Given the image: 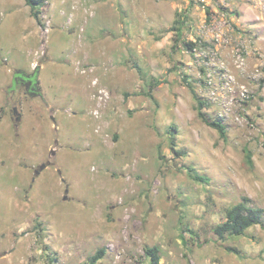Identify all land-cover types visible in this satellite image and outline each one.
<instances>
[{
    "label": "rangeland",
    "instance_id": "obj_1",
    "mask_svg": "<svg viewBox=\"0 0 264 264\" xmlns=\"http://www.w3.org/2000/svg\"><path fill=\"white\" fill-rule=\"evenodd\" d=\"M50 1L0 0V264H264V223L215 233L264 209V0Z\"/></svg>",
    "mask_w": 264,
    "mask_h": 264
},
{
    "label": "trees",
    "instance_id": "obj_2",
    "mask_svg": "<svg viewBox=\"0 0 264 264\" xmlns=\"http://www.w3.org/2000/svg\"><path fill=\"white\" fill-rule=\"evenodd\" d=\"M48 1L49 0H25L26 5H28L30 8L31 16H33L41 25V17L44 11L43 8L46 6ZM186 44L189 48L194 47V43L192 41H188L186 42ZM39 69L40 67L37 66L34 71L30 73L23 72L22 70H16L13 82H24L27 81L28 78H30L33 81V88L28 91V94L33 97L38 96L41 94ZM23 75L24 78H21V76ZM184 79L186 80V77H184ZM262 82L264 83V78ZM188 85L191 88L193 96L197 102L196 109L200 118L209 126L217 129L220 133V136L225 138L227 135L226 125H224L221 120H214L209 118L206 113L203 112V108L206 106V103L198 96L192 84L189 83ZM171 140V145H176V139L174 135ZM246 161L249 165H253L252 154L250 152L246 153ZM195 179L204 180L205 178H203L202 176H196ZM263 223L264 209L250 205L248 203V198L244 197L241 202L229 207L226 210L225 221L215 227V233L221 239L232 236H241L244 235L249 228L256 225H263ZM158 252V247L147 248V255L151 257V264H159L160 256ZM104 253V248L98 250L94 255H92L88 264H96L104 256Z\"/></svg>",
    "mask_w": 264,
    "mask_h": 264
},
{
    "label": "flooded vegetation",
    "instance_id": "obj_3",
    "mask_svg": "<svg viewBox=\"0 0 264 264\" xmlns=\"http://www.w3.org/2000/svg\"><path fill=\"white\" fill-rule=\"evenodd\" d=\"M13 87H15V88H13V89H10V90H8L7 91V93L9 94L10 92H14L15 91V89L17 88V89H20L21 87H23L24 86V90H25V92L26 93H28V91L29 90H31L32 88H33V81L30 79V78H28V80L27 81H24V82H17V83H14V82H12V84H11ZM41 95V94H40ZM40 95H38V96H40ZM36 97V96H35ZM16 106H14L13 107V109H12V111L14 112V114H15V116H13L12 118L13 119H15L16 121H18L19 119H21V114L19 113V112H15L14 111V108H15Z\"/></svg>",
    "mask_w": 264,
    "mask_h": 264
},
{
    "label": "water",
    "instance_id": "obj_4",
    "mask_svg": "<svg viewBox=\"0 0 264 264\" xmlns=\"http://www.w3.org/2000/svg\"><path fill=\"white\" fill-rule=\"evenodd\" d=\"M14 111L15 112H18V109H17V107H15L14 108ZM54 108L53 107H50V112H51V114H53L54 113ZM19 121H21V119H19L17 122H19ZM16 127L18 128V124L16 125ZM58 145V142L56 141L55 142V146H57ZM56 154H57V150L56 149H52L51 150V152H50V156L52 157V156H56ZM51 163V161H49V164ZM46 167V164H43L42 166H41V169H43V168H45ZM37 175L40 173V171H38V170H36V172H35ZM68 191V190H67ZM68 196L67 195H65V197L63 198V200L65 201V200H68Z\"/></svg>",
    "mask_w": 264,
    "mask_h": 264
},
{
    "label": "crops",
    "instance_id": "obj_5",
    "mask_svg": "<svg viewBox=\"0 0 264 264\" xmlns=\"http://www.w3.org/2000/svg\"><path fill=\"white\" fill-rule=\"evenodd\" d=\"M47 4H48V7H50V8H49V11H50L51 6H52V1L49 0V1L47 2ZM49 21H50V19H49Z\"/></svg>",
    "mask_w": 264,
    "mask_h": 264
}]
</instances>
